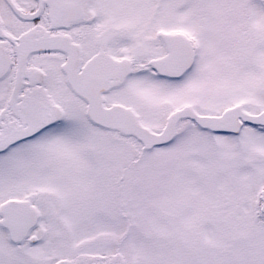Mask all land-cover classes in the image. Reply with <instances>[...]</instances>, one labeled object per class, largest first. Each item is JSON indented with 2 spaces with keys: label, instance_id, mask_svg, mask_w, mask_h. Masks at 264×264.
Wrapping results in <instances>:
<instances>
[{
  "label": "snow or ice",
  "instance_id": "snow-or-ice-1",
  "mask_svg": "<svg viewBox=\"0 0 264 264\" xmlns=\"http://www.w3.org/2000/svg\"><path fill=\"white\" fill-rule=\"evenodd\" d=\"M0 264H264V0H0Z\"/></svg>",
  "mask_w": 264,
  "mask_h": 264
}]
</instances>
